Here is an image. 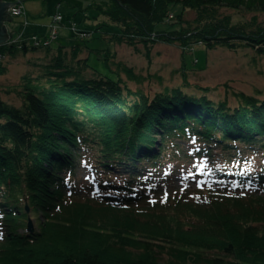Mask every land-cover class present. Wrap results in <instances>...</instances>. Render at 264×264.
Returning <instances> with one entry per match:
<instances>
[{"label":"trees","instance_id":"1","mask_svg":"<svg viewBox=\"0 0 264 264\" xmlns=\"http://www.w3.org/2000/svg\"><path fill=\"white\" fill-rule=\"evenodd\" d=\"M221 8L264 16V0H108L98 11L109 22L98 28L116 30L99 34L103 49L79 41L52 48L44 44L49 35L44 43L24 38L0 46V59L58 52L43 73L24 76L14 89L21 107L0 98V264H264V96L238 93L230 105L209 98L208 88L185 91L187 83L150 96L128 88L110 67L109 45L121 42L177 41L183 54L195 44L262 53L264 21L253 15L233 22ZM187 9L196 13L193 24L182 19ZM164 23L169 27L157 29ZM66 46L73 57L86 51L75 65L88 77L64 64ZM93 50L106 70L89 65ZM188 142L209 162L216 186L171 181L142 191L159 181L158 165L178 169L177 160L191 157L182 147ZM81 164L94 172L95 195L76 184ZM142 170L143 177L135 174ZM121 175L126 179L117 182Z\"/></svg>","mask_w":264,"mask_h":264},{"label":"rangeland","instance_id":"2","mask_svg":"<svg viewBox=\"0 0 264 264\" xmlns=\"http://www.w3.org/2000/svg\"><path fill=\"white\" fill-rule=\"evenodd\" d=\"M107 4L108 0H25L20 5L26 15L11 16L5 25L12 40L19 39L21 36L30 42L43 43L49 27L54 25L52 23L53 16L59 14L62 21L54 25L58 31L56 40L49 43L52 48L57 43L70 46L79 40L89 47L103 49L106 47V43L101 41L99 34L101 32L113 33L116 30L115 26L107 24L96 29L97 32L95 31L100 22H109L98 11L99 8H105ZM179 9L178 5L171 7L173 18L169 21L174 20V14ZM218 14H229L233 22L247 21L253 15L257 16V22L264 21V16L258 12L232 11L221 8L218 9ZM195 15L193 10L187 9L182 13V19L193 24ZM72 22L78 29L90 31L89 39L83 41L77 38L74 33H70L69 28ZM165 24L167 23L158 25L157 29L168 28L169 26ZM101 36H106V34ZM69 46L61 49L64 64L74 69L78 68L81 74L88 77L90 74L86 72L85 68L82 69L79 64L75 65L78 62L76 60L78 57L86 56V51H80L76 57H73L70 53L72 48ZM109 48L115 50L114 56L111 58L114 59V63H110L111 69L133 91H141L153 96L157 92H163L166 88L183 86L187 83L188 87H185V91L200 95L202 94L200 88H208L205 94L209 98L215 102L225 99L230 105L237 104L238 93L258 98L264 96V51L257 53L248 47L235 50L216 47L209 50L203 45L195 44L191 51L183 54L177 41L158 42L147 47L141 43H138V46H131L121 42L115 44V47L111 44ZM57 54L55 49L49 51L39 49L28 51L26 54L16 53L14 56H2L0 60L4 65L5 72L0 75V98L21 107L22 99L16 91L19 90L18 86L23 77L28 75L36 77L43 73L44 66L53 64V59ZM98 54L99 52L94 50L89 52V65L106 70V66ZM194 59H197L196 64L193 63ZM123 67L131 69L137 78H129L122 70ZM183 71L185 80L182 76ZM121 171L123 170L121 169ZM173 183L175 182L173 181ZM33 218L30 216L28 219L32 223V229H34ZM19 231L23 232L22 229Z\"/></svg>","mask_w":264,"mask_h":264},{"label":"water","instance_id":"3","mask_svg":"<svg viewBox=\"0 0 264 264\" xmlns=\"http://www.w3.org/2000/svg\"><path fill=\"white\" fill-rule=\"evenodd\" d=\"M16 3H17L16 1L12 2V1L0 0V45L5 44L9 39L8 30L5 25L6 22H8L10 19V17L8 18V7ZM26 211H27V207H26ZM27 231L29 233L33 232L32 223L29 220L27 223Z\"/></svg>","mask_w":264,"mask_h":264},{"label":"built area","instance_id":"4","mask_svg":"<svg viewBox=\"0 0 264 264\" xmlns=\"http://www.w3.org/2000/svg\"><path fill=\"white\" fill-rule=\"evenodd\" d=\"M9 11V15L11 16H17V15H22L24 14L23 9L20 5H14L12 7H10ZM60 19V16L57 15L56 17H54V21H58ZM55 33V27L52 26V34L54 35Z\"/></svg>","mask_w":264,"mask_h":264},{"label":"snow or ice","instance_id":"5","mask_svg":"<svg viewBox=\"0 0 264 264\" xmlns=\"http://www.w3.org/2000/svg\"><path fill=\"white\" fill-rule=\"evenodd\" d=\"M85 179H95L94 177H85ZM199 186V185H198ZM167 196V193L165 194Z\"/></svg>","mask_w":264,"mask_h":264}]
</instances>
